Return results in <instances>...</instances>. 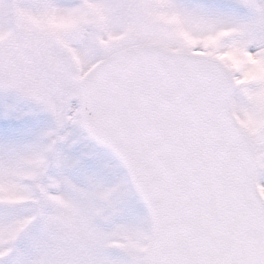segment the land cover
Masks as SVG:
<instances>
[{"label":"snow or ice","instance_id":"obj_1","mask_svg":"<svg viewBox=\"0 0 264 264\" xmlns=\"http://www.w3.org/2000/svg\"><path fill=\"white\" fill-rule=\"evenodd\" d=\"M0 264H264V0H0Z\"/></svg>","mask_w":264,"mask_h":264}]
</instances>
